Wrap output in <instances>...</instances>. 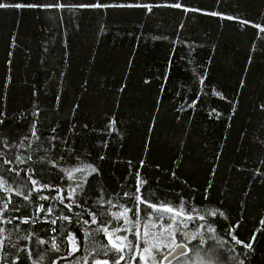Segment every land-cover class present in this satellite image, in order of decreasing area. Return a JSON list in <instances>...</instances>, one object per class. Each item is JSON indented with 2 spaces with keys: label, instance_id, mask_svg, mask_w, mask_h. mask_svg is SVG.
Returning a JSON list of instances; mask_svg holds the SVG:
<instances>
[{
  "label": "trees",
  "instance_id": "1",
  "mask_svg": "<svg viewBox=\"0 0 264 264\" xmlns=\"http://www.w3.org/2000/svg\"><path fill=\"white\" fill-rule=\"evenodd\" d=\"M60 2L109 7L0 8V175L25 194L30 178L49 185L29 200L0 191V200L11 197L5 216L31 218L0 225L10 233L7 264H76L86 255L92 264L91 250L107 243L94 230L110 220V229L122 225L108 209L133 207L123 193L135 191L137 171L147 181L145 199L172 205L183 199L186 210L205 215L188 228L205 225L204 264H264V32L255 27L264 26V0ZM33 122L39 140L31 138ZM24 137L30 148L20 146ZM84 165L98 171L67 177L65 170ZM77 184L72 203L68 193ZM101 197L116 207L99 203ZM90 212L98 223L84 225ZM230 231L245 243L255 234L253 250L236 245ZM73 233L81 250L69 256ZM132 255L126 252L121 264Z\"/></svg>",
  "mask_w": 264,
  "mask_h": 264
},
{
  "label": "snow or ice",
  "instance_id": "2",
  "mask_svg": "<svg viewBox=\"0 0 264 264\" xmlns=\"http://www.w3.org/2000/svg\"><path fill=\"white\" fill-rule=\"evenodd\" d=\"M109 7V5H104L99 2L96 3H80V4H66L60 2V0H56L55 3H3L0 2V8H14V9H68L69 11H75L78 9H86V8H103ZM173 7L180 8L181 4H175ZM211 15H218V13H211ZM227 19H236L235 17H226ZM242 24H248L249 21H241ZM261 32H264V26L255 25ZM264 107V106H262ZM0 115H3L0 113ZM3 123V120L0 119V124ZM115 123L114 121L112 122ZM31 138H35L39 140L40 137L37 135L36 123L33 122L31 127ZM55 139V137H53ZM24 140H29L30 137H24L20 142L21 147H31V141L25 145ZM32 157L29 156L27 160H31ZM44 158L41 157V160ZM16 160L20 163H26L27 161L21 159L20 157H16ZM5 163L11 164L12 161H5ZM143 163V162H141ZM91 170V172H97L98 170L91 165L79 166L74 169L65 170V173L69 179H74L75 173H84ZM9 171H12L9 169ZM90 174V173H89ZM19 175V173H17ZM135 191L132 193L125 192L123 196L129 198L133 202V207H128L126 205H119L120 211L113 212L111 208L108 209V213L112 220L123 221L122 225L109 228L108 224H111V220L108 221L107 224H102L100 227L96 228L94 231L96 233H102L107 240V243H102L98 247L93 248L89 255L97 254L93 260L92 264H121V261H124L126 258V252H132L133 255L131 257V261L129 264H135L137 256L139 257V264H164L165 260H168V257L176 254L177 256L185 257L184 264H197V260L200 261V264H204L203 257L201 256V246L206 243V240L203 236L201 229H205V225L201 224L199 228L195 231L189 232V222H193L195 220H205V215H200L195 208L191 210H186L185 203L183 199L179 205H172L170 203H153L144 198L142 195L141 189L147 184V181L144 180L139 171L135 174ZM31 189L25 194L24 191H21L19 188H13L9 181L4 178L3 175H0V191L5 193L14 192L17 196H22L24 200H29L32 192L40 191L42 188H48L49 185H38V182L35 179H31ZM27 187V185H25ZM82 185L77 184L74 188L68 193V198L75 203L74 197L76 194L77 188H81ZM63 203L64 197L61 195H57L54 197ZM39 199L44 200L48 199V197L40 196ZM101 204L107 203L111 205V207H116V205L112 204L111 199L104 201L103 198L98 201ZM11 203V197H8L6 200H0V225L11 224L13 220L19 219L21 223H29L31 218H18V217H9L5 216V213L9 211V204ZM72 203L66 205L69 209L72 207ZM141 205L144 207L141 208ZM44 205H39L38 211H44ZM13 211H18V209H13ZM48 213L53 211L52 207H48L46 210ZM143 213V214H142ZM105 213H101L104 215ZM223 215L222 212L211 211L208 215L216 216ZM91 216L90 220H84V225L89 224H97V214L95 212H90ZM134 217V219H133ZM58 219L70 220L71 218L68 216H62ZM34 222V221H32ZM57 223L56 220H52L51 224L55 225ZM261 224H264V220L261 221ZM16 228L19 229V224L16 225ZM52 231L55 232L56 229L52 228ZM206 231L209 233H214L215 229L211 226L206 228ZM131 234L135 238V243L133 240L129 239L127 234L120 235V233ZM180 234L183 239L180 242H177V234ZM232 236V240L236 245H241L243 248L248 249L249 251L253 250V242L256 239L255 234L253 235L250 242L245 243L244 241L238 239L235 235L230 231L229 233ZM91 236V231L85 229L84 232V240L88 241ZM27 239V237H25ZM70 244L69 256L74 255L77 251H80V244L77 242L75 234H71L67 237ZM215 239V237H212ZM10 240V233L6 227L0 226V264H7V255L8 253L5 251L8 246V242ZM198 244L194 248H189V243L192 241H197ZM40 243H45V241H40ZM141 244L143 247L141 248ZM168 249L167 255H162V258L157 261V253L162 254L163 249ZM53 250H59L58 245L53 242L52 243ZM192 252L193 257H189L188 253ZM111 253L114 259L109 260L107 257ZM100 254L105 258H99ZM88 255L78 259L76 264H88ZM235 259V258H233ZM16 260H19V257H16ZM12 264H16V261H13ZM210 264V262H209ZM238 264H244L243 260H239Z\"/></svg>",
  "mask_w": 264,
  "mask_h": 264
},
{
  "label": "water",
  "instance_id": "3",
  "mask_svg": "<svg viewBox=\"0 0 264 264\" xmlns=\"http://www.w3.org/2000/svg\"><path fill=\"white\" fill-rule=\"evenodd\" d=\"M165 255H167V254H165ZM179 257H182V256H177L176 254H173V256L168 257V260L164 261V264H170L171 262L175 261Z\"/></svg>",
  "mask_w": 264,
  "mask_h": 264
}]
</instances>
